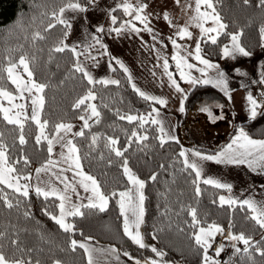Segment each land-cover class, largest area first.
<instances>
[{"label": "trees", "instance_id": "1", "mask_svg": "<svg viewBox=\"0 0 264 264\" xmlns=\"http://www.w3.org/2000/svg\"><path fill=\"white\" fill-rule=\"evenodd\" d=\"M78 2L86 8L90 6L89 0ZM65 3L67 0H0V84L9 91L15 90L7 79L5 69L10 58L18 62L21 55H26L33 79L47 85L43 93L45 104L41 113V119L49 121L47 132L52 131L55 123L77 122L83 112L74 109L73 104L88 88H93L97 99L92 103H95L101 112L100 123L91 121V128L85 129V136L75 137L74 143L80 148L81 156L88 154L82 161L84 171L97 178L102 191L107 195L113 191L125 190L129 183L123 175L122 158L116 157L105 147L106 138H117L118 147L124 148L128 147V137L133 130L148 136V140L141 143L133 141L125 153L129 167L140 179L146 181L144 189L147 196L146 215L142 231L148 247L141 249L124 235L123 217L120 216L117 204L118 197L109 200L105 212L82 209L85 213L83 217H69L68 221L75 225V229L72 233H66L50 215L45 214V209L51 214H57L58 208L55 205L58 204V200L53 197L46 200L32 191L28 198L20 197L21 204L13 209L6 208L0 202V231L5 233V238L0 241L3 250L9 256L13 253L21 256L11 244L12 239H17L19 247L24 249V258L31 259L32 264H36L37 260L40 264H54L57 260L60 264H88L84 249L77 247L75 251L71 250L70 240L75 239L78 242L89 241L110 245L121 254L127 251L141 261L160 259L151 251V247L154 246L166 253L163 257L166 264H202V251L191 239L193 229L189 226L191 223V217L188 215L189 206L197 208L202 221L216 222L224 226L226 233L231 221L234 224L231 229L234 234L243 231L246 236L251 235L254 240H260L264 230L247 218L252 213L246 208L241 210L239 205L220 206L219 196L225 194L224 190L200 182L201 195L199 197L195 195L192 184L195 173L184 168L183 159L179 155L181 152L179 142H166L160 147L157 125L149 121L140 128L139 121L129 123L127 120L119 119L117 111L120 114L147 117L155 105L144 100L132 89L127 76L115 63H112V69L115 71L112 70L111 75L113 79L120 81L119 85L100 83L89 85L81 73L73 70L75 57L71 51H53L64 39V33H69L65 25L52 18L53 11ZM213 3L223 22L228 25L226 32L236 33L242 30L240 43L251 55L256 54L263 44L259 30L264 26V6L259 5V0H250L247 5L243 0H213ZM112 15H115L118 21L113 27H118L125 19L121 9H116ZM49 23L55 24V27L46 30ZM36 32L44 38H34ZM229 41L230 37L225 34L218 37L215 45L202 39L201 55L212 62H218L222 57L223 46ZM261 86L264 88V83H261ZM151 118H154L153 113ZM240 128L253 139H264V115L242 123ZM0 131L5 134V142L13 145L18 130L7 124L1 113ZM37 131L34 122L26 121L24 134L27 144L22 146V152L18 141L15 147L10 148L11 159L15 160L24 155L30 160L27 169H24L23 164L17 166L26 173L48 159L47 142L42 141L39 145L35 143ZM93 134H97L100 139L94 150H90L88 146ZM109 160L112 161L111 164L108 163ZM153 174L157 175L156 181L149 179ZM214 200L216 203H213ZM25 212L29 215L25 216ZM252 251L256 264H264V258L256 254L254 249ZM234 264H251V261L241 251L236 255Z\"/></svg>", "mask_w": 264, "mask_h": 264}, {"label": "snow or ice", "instance_id": "2", "mask_svg": "<svg viewBox=\"0 0 264 264\" xmlns=\"http://www.w3.org/2000/svg\"><path fill=\"white\" fill-rule=\"evenodd\" d=\"M89 2H94V0H89ZM180 2L181 0H175V3L178 6L180 5ZM249 2L250 0H243L245 5L249 4ZM259 5L264 6V0H259ZM118 7H121L126 15L132 16L133 20L139 22L142 27H137L136 24L133 23V20H128L121 23L119 27H113L111 29L112 32L120 35L122 31L127 28L135 33H140L141 31L153 33V28L150 27L149 20L151 13L146 11L149 7L147 3H143L142 0H137V3L133 5L128 2V0H123ZM202 7L204 8L203 11ZM189 8H191V4H188L184 10L187 11ZM67 10L85 12L87 11V8L82 6L78 0H67V3H65L64 6L60 7L56 11H53L52 18L59 24L65 25L68 29H71V24L63 18L64 13ZM112 11L114 12L116 9H112ZM194 13L195 14L189 18V23H194L195 26L200 29L201 39L207 37V40L215 45L217 44L218 37L221 34H225L230 37L231 46L224 45L222 48V55L224 57H231L235 59L237 54L244 57L251 55V53L240 43V38L243 35L242 30L236 33L226 32L228 25L223 22L219 12L214 6L213 0H195ZM164 19L168 20L171 24V20L167 12L164 13ZM208 21H211L213 26L205 27L204 25ZM111 23L113 25L118 23L115 15H111ZM172 26L178 29L176 35H178L181 39L185 37L189 39L192 38L193 34L189 31V24H185L183 27L178 25ZM53 27H55V24L49 23L46 30H50ZM96 31L98 33H103V26L98 27ZM259 31L261 39L264 41V26H261ZM68 34V32L64 33V39L59 42L53 51H71L75 57L73 70L81 73L89 85H95L97 83L104 85L120 84V81L115 79L95 80L80 60L81 56H85V59L96 61V57L92 56L89 51L95 45H100V47L105 50L104 54H108L107 46L102 43L99 36L93 35L91 40L94 41V44L89 43L83 50H78L80 47L79 45L70 46L65 43ZM36 37L40 39L44 38L39 32L34 34V38ZM152 39L155 41L157 39L156 35H153ZM168 39L171 41L174 48L179 49L181 47L172 37H169ZM158 42L162 45V47H166V45L163 44V41ZM262 46H264V44H262ZM152 47L155 49V45ZM201 52V44L200 42H197L194 49V59L204 67H198L196 64L189 63V57L193 56L192 52H188L186 56L180 55L178 52L176 55L171 57V59L175 61V66L179 71L180 79L185 80L187 83L192 85L212 84L214 87L221 88V90L227 94V78L224 71L220 69L218 64H214L209 59L204 58L201 55ZM157 58L163 61L162 67L164 73L167 74L168 79L171 82V86H173L177 92L182 93L184 90L180 87L177 80L174 79L173 73L169 71L168 58L159 55V51ZM111 59L115 60V63L128 74L127 79L131 84L132 89L140 97L146 101H153L158 105H166L167 101L165 99L148 95L146 92L138 88L133 82V78L129 73V70L119 59L115 57H111ZM19 66H22L23 72L27 75V79L16 72V69ZM109 67H111V64H109ZM185 69H188L189 71L185 72ZM193 69L196 72L201 73V76L203 77H207V69H215L217 78L213 80L210 78L200 79L193 77L191 75V70ZM112 70L115 71L114 68ZM5 71L7 72V79L15 86L16 94L0 84V98L7 101L9 105V107H5L2 103H0V113L3 114V120L7 124L13 125L14 128L18 130V136L16 137L13 145L10 146L5 142L4 132L0 131V186H2L0 187V202H2L6 208L13 209L21 204L22 201L19 199L20 197L28 198L30 191L33 190L37 196H43L46 200L50 197H55L59 201V203L55 205V207L59 210L58 215L49 213L47 209H45V214L50 215L51 219L55 221V223L64 232L72 233L74 232L75 225L67 221L68 217H83L85 213L82 209H93L101 213L105 212L108 208L109 200L111 198L118 197L117 204L119 206L120 216L123 217L124 235L128 237L133 244L138 245L139 248L144 249L148 247L144 242V237L141 232V226L145 222L144 217L146 215L145 201L147 200V196L144 192L146 181L140 179L132 171L129 167L128 159L125 158V153L128 151V147L131 146L133 141L141 143L148 140V136L141 135L138 131L133 130L131 135L128 137V147L124 148L118 147L119 141L117 138H106L105 147H107L111 153H114L116 157L122 158L121 167L123 169V175L127 178L128 183L131 185V187H127L123 191H113L110 195H107L104 191H102L101 184L97 178L84 171L82 161L88 154L86 153L85 156H81L80 148L76 143H74L75 137H84L85 129L91 128L89 121H93L96 124L100 123L101 112L98 109V106L95 103H92V101L97 99V95L93 91V88H88L87 91L73 104L74 109H79L83 112V114L78 117V119L83 122L79 131L73 132L74 125L71 123L59 122L53 125L51 132H47L49 121L41 119V113L43 112L45 104V97L43 93L45 92L47 85L36 82L33 79V72L30 69L29 60L26 55H21L18 62H14L10 58L8 61V67ZM236 71L240 72L239 69H236ZM153 75H155V73H153ZM262 76H264V73H262ZM260 82L264 83V79ZM25 93L28 94L27 97H25ZM17 99L31 100L32 107L30 116L26 114L28 106L25 103H15ZM246 99L251 105V117L255 118L258 114L257 109L264 108V105L259 104L258 101L253 98L251 93L248 94ZM103 106L108 107V105ZM180 110L183 111V105H181ZM205 111H207V109H205ZM152 113H155L158 116L159 110L157 108H153ZM152 113H149L147 117H138L136 115L120 114L119 111H117V115L120 120H127L129 123L139 121L140 128H143L144 124L149 121L154 125H161L159 128L161 135L158 136L157 139L159 140L160 147H163L167 142L166 137L167 139H173V137L168 136L160 120L151 118ZM209 116H212L211 112H209ZM213 119H215V117H213ZM28 120L34 122L38 129L35 136V143L39 145L42 141L47 142L48 159L40 167L34 169L37 180V184L35 186L32 184V173L30 171L26 173L24 170L27 169L31 163L28 157L21 155L19 158L13 160L9 155L10 148L15 147L17 141L21 146V152L22 146L27 144L28 141L25 137L24 129L25 122ZM69 134H71L72 138H68ZM99 139L100 137L97 134H93L91 136V143L88 146L90 150H94V146L97 144ZM56 144H59L62 149L59 153V159H53L54 146ZM63 149H66V152L63 151ZM179 155L184 157V168L191 169L192 172L195 173V178L192 180V184L197 197L201 195V188L199 186L201 180L206 185H212L218 189H227L231 192V184L221 183L212 178L202 179V168L195 162H189L187 154L184 151H181ZM193 155L199 157L201 160H210L215 161L216 163L236 165L247 164V166L252 170L259 167L260 170L264 172V139H253L243 129H240L239 134L224 151L219 152L216 155H202L200 152H195ZM100 158L103 159V156ZM108 163L111 164L112 161L109 160ZM21 164H23L24 169L17 167ZM161 167H163V165H161ZM67 172L72 173L71 179L69 176L65 175ZM41 174H48V180H41ZM76 177H79V179L76 180ZM149 179L156 181L157 175L153 174L149 177ZM55 182L63 185V188L61 189L55 186ZM77 186L83 188L85 193L90 192L91 194L86 197H80ZM72 194H74L78 199H86L88 202L74 203L72 200ZM213 203H216V201L214 200ZM219 204L221 207L225 204L229 206L239 205L241 210L246 208L250 213H252L247 218L254 221L260 229L264 230V201L258 202L251 198L239 200L231 197L226 198L221 195L219 196ZM24 215L28 216L29 213L25 212ZM188 215L191 217V223L189 226L193 229L191 239L202 251V264H221V260L218 258L225 249V245L223 243L214 248V256L209 255V250L213 249L217 235L223 236L230 242V246L234 249L235 254H239L242 251L247 259L251 261V264H256L252 251L253 249L256 254H258L261 258H264V235L261 236L260 240H254L251 235L246 236L243 231L238 234H234L231 231L234 227V224L231 221H229V230L226 233L224 226L216 222L207 223L206 221H202L198 216L196 207L189 206ZM4 238L5 233L0 231V241ZM153 238L155 239V236H153ZM238 243L243 244V249L237 246ZM11 244L15 246L16 251L21 253V256L18 257L15 253H13L12 256H9L3 250V244L0 243V264H32L31 259L24 258V249L19 247L17 239H12ZM77 247L84 249L85 253L88 255V264H93L92 249H90L84 242H78L75 239H71V250L75 251ZM112 251L115 252L116 250L112 249ZM151 251L160 259H145L141 261L140 259L132 257L127 251H125L123 255L128 257L129 260H133L134 264H164L163 257L166 253L158 250L157 247L154 246L151 247ZM36 264H40V262L37 260ZM54 264H60V261L57 260ZM223 264H229V262L224 261Z\"/></svg>", "mask_w": 264, "mask_h": 264}, {"label": "crops", "instance_id": "3", "mask_svg": "<svg viewBox=\"0 0 264 264\" xmlns=\"http://www.w3.org/2000/svg\"><path fill=\"white\" fill-rule=\"evenodd\" d=\"M122 2L123 0H94V2H90V6L85 12L78 10L65 11L63 18L71 24L66 43L70 46L79 45L78 50H83L89 43L94 44L91 37L93 35L98 36L99 33L96 29L106 23L104 35H100V38L102 43L107 46L108 54H104L105 50L100 45H95L89 51L92 56L96 57V61L85 59V56L80 57L81 62L93 78L95 80L113 79L111 71L112 63H115V60H112L111 57L119 59L129 70L133 82L138 88L148 95L163 98L167 101L166 105H158L150 101L154 103V108L159 110V115L153 113V117L160 120L168 136L173 137V139H167L166 137L167 142H179L181 151L187 154L189 162H195L202 168V179L212 178L221 183L231 184V192L222 189L225 191L223 196L226 198L231 197L239 200L251 198L258 202L264 201V172L259 167L252 170L247 164L216 163L215 161L201 160L193 155L195 152H200L202 155H216L224 151L239 134L242 123L264 115V108H258L257 116L252 118L251 105L246 99L248 94L251 93L259 104L264 105V95H262L264 94V88L260 82L264 77L262 76V73H264V46H261L256 54L248 57L237 54L233 59L222 55L220 61H211L218 64L226 75L227 94L221 88L214 87L212 84L192 85L180 79L175 61L171 57L178 52L180 55L185 56L188 52H192L193 56L189 57V63L204 67L194 59L195 44L202 40L200 29L194 23H189V18L195 14V0H181L179 6L175 3V0H142L143 3L149 5L146 11L151 13L149 20L153 33L147 31L135 33L125 28L120 35H117L111 31L113 28L111 15L112 9L123 11L121 7H118ZM128 2L135 5L137 0H128ZM188 4H191V8L185 11L184 9ZM165 12L169 14L171 24L164 19ZM124 15L125 19L121 23L133 20L132 16L125 13ZM133 23L137 27H142L135 20H133ZM185 24H189V31L193 34L191 39L187 37L181 39L176 35L178 29L172 26L183 27ZM204 26L211 27L213 25L211 21H208ZM153 35L157 37L155 41L152 39ZM169 37L175 39L181 47L179 49L174 48L168 39ZM204 39L207 40V37H204ZM158 41H163L166 47H162ZM153 45H155V49H153ZM227 45L231 46V41ZM157 50L159 55L168 58L169 71L173 73L174 79L184 90L182 93L177 92L171 86V82L162 67L163 61L157 58ZM109 64H111V67H109ZM117 66L119 67V65ZM120 69L123 71L122 68ZM236 69H239L240 72H237ZM188 71V69H185V72ZM206 71L207 77L201 76V73L196 72L194 69L191 70V75L200 79L210 78L214 80L217 78L215 69H207ZM125 75L128 74L125 73ZM181 105H183V111L180 110ZM209 112L212 113V116H209ZM72 124L74 125L73 132L79 131L82 126L81 120ZM157 126L159 130L161 125ZM68 138H72L71 134ZM61 151L60 145L56 144L53 159H59ZM63 151L66 152V149H63ZM182 159L184 161V157ZM35 168L30 171L34 186L37 184ZM65 175L69 176L70 179L72 178L71 172H67ZM48 178V174H41L40 176L41 180H48ZM75 179L78 180L79 177ZM55 186L63 188V185L58 182H55ZM77 190L80 197L91 194L90 192L85 193L83 188L79 186H77ZM33 192L35 191L33 190ZM72 200L74 203L88 202L86 199H78L74 194H72ZM58 212L59 210H57V215ZM220 241L221 239L214 244L217 245ZM80 242H84L92 249L93 264H134L133 261L127 259L113 246L89 241ZM112 249L116 251L113 252ZM236 255L233 249L230 264H234Z\"/></svg>", "mask_w": 264, "mask_h": 264}, {"label": "rangeland", "instance_id": "4", "mask_svg": "<svg viewBox=\"0 0 264 264\" xmlns=\"http://www.w3.org/2000/svg\"><path fill=\"white\" fill-rule=\"evenodd\" d=\"M105 27H106V23H105V25H103V28H104V31H105ZM71 31V30H70ZM70 33V32H69ZM100 35H104V33H99V37H100ZM16 72L17 73H19L21 76H23L25 79H27V75H26V73H24L23 72V68H22V66H19L17 69H16ZM13 87H14V89H15V86L13 85ZM12 92H14V94H16L15 93V90L14 91H12ZM18 95V94H17ZM28 96V94L27 93H25V97H27ZM0 103H2L5 107H9V105H8V103H7V101H5V100H3V98H0ZM15 103H25L28 107H27V109H26V114L27 115H31V107H32V105H31V100L30 99H25V100H20V99H17L16 101H15ZM1 115L3 116V114L1 113ZM31 121V120H30ZM82 122V121H81ZM91 121H89V123H90ZM83 123V122H82ZM129 187H131V185L129 184ZM141 232H142V235H143V231H142V226H141ZM143 237H144V235H143ZM217 238H219V240L221 239V241H220V243H218L217 245H213V249H210L209 250V255H211V256H214L213 254H215L214 253V248L215 247H217V246H219L220 244H224L225 245V249H224V251L221 253V256L218 258V259H220L221 260V264H223V262L224 261H228L229 262V264L231 263V256H232V252H233V248L230 246V242L228 241V240H226L223 236H219V235H217ZM217 238H216V241H217ZM215 241V242H216ZM144 242H145V239H144ZM218 242V241H217ZM237 246L238 247H240L241 249H243V244L242 243H238L237 244ZM167 264H172V263H167Z\"/></svg>", "mask_w": 264, "mask_h": 264}]
</instances>
